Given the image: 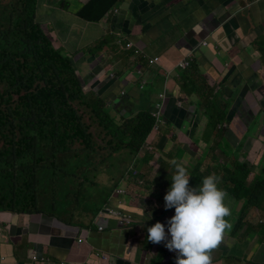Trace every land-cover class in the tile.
Returning <instances> with one entry per match:
<instances>
[{
	"label": "crops",
	"instance_id": "0c3cea01",
	"mask_svg": "<svg viewBox=\"0 0 264 264\" xmlns=\"http://www.w3.org/2000/svg\"><path fill=\"white\" fill-rule=\"evenodd\" d=\"M126 4L127 8L119 12L117 30L125 32V40H132L146 57L161 56V59L165 57L171 63L177 62L182 55L192 57L200 63L202 70L208 71L211 79L218 76L219 82L224 78L228 80L226 89L221 93L222 101L227 97L233 100L235 95L243 94L248 106L255 112L256 128L247 135L240 156L246 158L257 152L251 156L252 161L257 160V166L243 163L252 168V180L260 178L264 181V0H127ZM123 21L138 25L125 28ZM199 37L210 38L213 41L211 49L202 53L192 52L193 45L200 41ZM134 57L133 50L118 47L113 48L110 55L103 54L107 61L111 59L112 64L120 65L116 68L119 69L117 72L114 67L110 69L115 77L123 73ZM220 68L216 76V70ZM133 77V74L129 75L122 84L114 83L115 78L110 84L105 78L102 83L110 86L105 94L115 89L113 93L116 97L121 90L134 88ZM195 78L199 77L191 76V80ZM199 79L204 78L200 76ZM197 91L198 99L190 97L198 110L196 116L201 114L200 110H205L203 104L207 98H212V93H204L202 88ZM137 98L140 96L134 94L129 101ZM190 121L188 115L187 122ZM236 122L240 132L245 134L241 131L245 124L240 117ZM225 139L236 141L237 146L238 142L242 145L241 139L236 138L231 130L225 133ZM96 174L102 175L100 179L105 184L94 181L93 187L98 191L88 208L85 206L68 215L65 208L68 204L62 201L63 204L59 203L56 207L51 198L44 195L49 198L44 199L36 212H0V259H4L3 264H31L34 252L48 259L47 264L68 260L86 264H174L176 253L168 256L158 246L154 249L145 247L147 228L150 223H155L159 213L147 202H141L143 208L133 212L138 227L130 232L118 230L116 221L111 217L104 216L95 224L103 208L108 205L116 208L123 200V195L115 191L116 187L100 191L115 182L108 172L96 171ZM247 201H238L229 195L226 199L231 210L227 219L232 228L219 247L213 250L222 249L217 257L224 259L226 264H264V202L259 207H251L241 217ZM144 208L148 213L142 216L146 211ZM174 214L175 210L161 221L166 226L165 230L167 220ZM242 224L244 226L240 228ZM98 227H103L104 231L99 232ZM254 235L259 238L251 237ZM77 239H84L87 243L77 246ZM96 250L110 259L105 262L95 259L93 252Z\"/></svg>",
	"mask_w": 264,
	"mask_h": 264
},
{
	"label": "trees",
	"instance_id": "16d2710c",
	"mask_svg": "<svg viewBox=\"0 0 264 264\" xmlns=\"http://www.w3.org/2000/svg\"><path fill=\"white\" fill-rule=\"evenodd\" d=\"M123 1L76 0L77 9H80L76 14L85 21H93ZM39 6L40 0H0V177L3 181L14 180L18 184L15 185L12 195L25 190L32 197L48 199L49 194L44 193L48 198L41 194L33 178L39 172L53 173L60 162L68 160V156L81 164L86 161L94 171H106L110 174L108 176L115 180V184L111 182L104 186L100 190L102 192L114 187L115 191L121 189L122 183L127 193L138 185L147 192L160 190L166 195L171 184L170 174H174V167L169 162L181 150L178 137L174 132L163 135L161 140L166 137L174 146L167 154L164 153V148L159 149V145V150L155 149V155L165 156V169L158 168L159 174L152 176L150 171L155 167L152 162L156 158L149 160L154 150L151 157L147 156L144 161L137 160L138 154L147 151V147L152 148L155 140L152 143L151 140L158 136L153 131L155 120L150 112L141 109L131 112L117 110L108 105L104 96L93 93L88 96L83 90L79 70L77 71L72 58L51 48V32L56 30L57 25L54 22L52 25L37 22ZM68 7L69 3L62 1L56 16L69 12ZM47 28L51 31L46 32ZM100 49L95 48L91 56H96ZM153 65L158 71H163L159 72L160 75L166 77L161 65ZM199 66L200 63L195 62L194 69ZM193 74L194 72L188 70L180 80L191 79ZM183 89L184 85L180 87L181 91ZM184 92L186 93L185 90ZM215 95L212 94L211 100L207 98L203 104L206 113L205 129L220 137L221 130L217 127L224 118L226 106L221 107V100ZM123 111L126 113L121 114ZM187 116L183 112L180 121L185 122ZM171 126L175 127L176 124ZM221 140L228 148L226 157L230 161L224 166L225 178L222 179L219 168L213 169L210 163L207 166L199 164L195 172L191 171L189 186L196 187L203 177L214 173L220 177L222 189L234 199L240 201L247 197L252 202L247 206H258L262 200L259 195L264 192V181L257 179L249 187L247 181L251 171L247 163L239 161L240 150L234 148L228 139L223 140V135ZM106 152H125L137 160L139 166L147 164L150 170L141 174L140 168L134 171L119 169L104 160L103 155ZM211 162L218 164L215 158ZM231 163L234 168L230 170L227 167ZM96 171L93 172L95 176ZM2 190L12 192L9 185H5ZM164 196H160L159 200H141L140 204L147 202L152 207L158 206L159 218L164 221L174 211L165 210ZM50 198L56 207L62 203L57 196ZM137 200L130 196L124 199L126 212L133 213L140 208L136 205Z\"/></svg>",
	"mask_w": 264,
	"mask_h": 264
},
{
	"label": "clouds",
	"instance_id": "9594fccd",
	"mask_svg": "<svg viewBox=\"0 0 264 264\" xmlns=\"http://www.w3.org/2000/svg\"><path fill=\"white\" fill-rule=\"evenodd\" d=\"M126 2L127 0H124L123 3L119 2L117 6L111 8L105 15L93 21H85L81 19L85 23L81 24L78 32L84 35L89 41L94 43L96 47L101 48L98 54L104 52L110 55L112 49L116 47L121 50H133L135 57L132 59L131 66L129 64L126 66L125 73L118 74V76L116 75V77L114 75V83L122 84L129 75L133 74V76H135L133 77V84L135 86L134 88H129V90L123 89L120 91L119 95H115L116 97H114L113 93L115 89H111L110 92L105 94V92L109 89L110 86H105V83H102V79L107 71L105 72V74L99 76V74L103 72V69L98 66L99 58L91 61L90 63H86V61L81 59V57L78 55H72L69 58H72L75 67L78 66L77 71L79 70L78 74L82 86L84 83H87L89 81V77L88 75L81 76V64H86L87 67L90 66L88 68L89 70L95 69V72L98 73V75L93 79V81H91V84L95 88L97 86L96 83L100 84L101 88L104 89L100 97L104 96L110 107H115L117 110H125L128 112L137 111L139 109L150 112V115L155 120L153 131L156 135H158L151 140V143L153 140H155V144L152 145V148L147 147V151L150 152V157L152 156V150H154V154L149 161L156 158L152 162L154 163L155 167L151 168L150 174L152 175L153 171L157 169L158 175V168L165 169L163 161H161L163 157L158 154L155 155V149L159 150L164 148L162 144L168 145L170 147L174 146V143L167 140L166 137L161 140L163 135L166 133L174 132V135L178 137L179 144L186 140H190L197 149L201 144L206 143L207 140H211L213 141L212 150H217L223 144L221 136L223 135L224 137L225 133L228 130H231L233 134H235L236 138L239 139L237 133L231 129L229 122L231 120L236 122L237 119L240 117V119L245 124L241 128V131L245 132L246 135H249L256 128L254 124L255 112L252 108L248 106L245 97H243V94L241 93L239 95L240 99L242 100L241 106L238 107L232 105L229 108V106L226 105V112L231 115V119L227 120L226 118H223L222 122L218 124L217 129L224 131L223 133L219 131L221 133L220 137L215 136L209 130L205 129L206 113L204 111L203 114H200L198 118L192 120L198 110L194 108V103L190 100V96H188V94H186L184 90H180V83L185 81H178L177 86L180 87L176 86V92L175 88L171 89L169 87L170 81L176 80L173 75L180 71L186 72L188 70H191L192 72H194V77L198 76L200 78V76H202L204 78L200 79L202 84L199 88H202L204 90V93L212 94H215V92H213V89L217 90L216 98L221 100V93L226 88L224 87V89L221 90L220 87L222 86L223 80L219 82L217 74L219 73L222 67L216 70L217 79H211L208 71L202 70L201 66L194 69L195 60L192 57L182 55L181 58H179L176 62L177 66L171 65L168 67L169 72L162 66L165 70L166 77L160 75L159 72L163 73V71H158L156 66L153 65V63L160 65L162 63V59L158 57H146L143 54V51L138 48V46L132 40H125V32L117 30V18L120 9L122 8L124 10L123 6L127 5ZM79 10L80 9H77L74 12L75 16H77L76 13ZM125 18H127V16ZM122 24H124L123 27L125 28L131 27V23H128L127 21H123ZM57 29L61 28H59L57 25L56 30ZM50 31L51 30L49 28L46 29V32ZM199 39L200 41L193 45L192 52L198 51L202 53L206 50L211 49L213 41L210 38L199 37ZM51 48L54 51L61 53L59 46L54 40H51ZM91 57H94V55L90 56L88 60H90ZM184 60H191V62L189 66L183 68L181 67L180 62ZM205 69L208 70V67H205ZM117 71H119V69H116V72ZM98 76L101 79H99ZM147 76H150V78H147ZM108 81L110 84H113V80H111L110 77L108 78ZM134 94L140 96V98H137L135 100H140L139 105L141 107L134 108L132 104H135V100L131 102L129 101L130 97H132ZM144 94H148L149 100H146ZM183 112L184 116L188 114L191 117L190 123L187 122V119L185 122L180 121V119L183 117ZM174 123L176 124V126H171ZM236 127L237 130H239L238 122H236ZM172 128L173 130H171ZM205 135H210L211 137L206 138ZM196 140L198 142H196ZM231 143H233V147L236 148L237 144H235L234 142ZM158 145L159 149L157 148ZM179 153H183L182 158L176 157V155ZM177 154L175 155L174 159L169 162L174 167V174H170L172 175L170 179L171 184L167 190L166 195L164 191L154 190L152 192H147L144 188H139L147 194L157 192L158 195L155 198L139 196L133 197L131 192L134 190H132L130 193H127L122 187L121 183V189H118V191L123 195V200L119 202L117 206H115L116 208H112L114 207L112 205H108V207L103 208L102 211L99 213V218L95 221V224H97V222L104 216L107 218L111 217L113 220L116 221L118 225V230L130 232L137 228L138 225H136L134 221L135 214L126 212L127 208L126 206H124V199L128 196L134 199H138L136 201V205L140 208H143L140 204L141 200H159L160 196L165 195V210L174 209L175 214L167 220V232L165 230V224L161 222H156L152 226L148 227L147 240L153 244H158L157 246L161 248L162 251L165 252L168 256H172L171 252H175L176 256L174 259V264H224V259L217 257V255L222 252V249H218L215 252H213V250L219 247L226 233L229 232L232 228V224L227 219V217L231 215V210L228 204L226 203L228 195H231L218 186L220 177H218L214 173L203 177L196 187H190L189 180L191 171L193 170L191 168V164L196 162L197 160L194 161L193 158L190 156L191 158L187 161V164H184L182 163V160L187 156V153L180 150L177 152ZM139 156L140 154H138L137 159H139ZM145 159L142 160L144 161ZM158 159H160V162H157ZM198 165L199 164H197L195 167H197ZM212 165L213 169H218L220 167L219 164L215 165L213 163ZM130 171L133 170L131 169ZM250 184H253V182ZM2 194H7V192L5 190L3 191L0 188V212L12 213L14 210L16 212H36V209H40V206L42 205L40 204L41 198L32 197L31 194H29L25 190L12 196L14 198L19 199L20 203L23 204L27 208V210L20 208L19 204L12 202L8 203L6 198L2 197ZM259 197L263 200L264 192L263 194L259 195ZM245 199L248 200L247 197ZM262 200L258 206H247V204L252 203L251 200H248L243 212L241 213V217H243L245 212L251 207L256 208L261 206V204L264 202V200ZM144 209L146 211H144L143 209L141 210L144 211V214L142 216H144L147 212V209ZM152 209L159 211V213L157 214V216L159 217V207H152ZM240 222L241 221L239 220L238 224ZM243 226L244 224L240 225V228ZM98 231L102 232L104 231V228L98 227ZM78 241L79 240H77V246L80 245L78 244ZM86 243L87 242L83 239V243L81 245ZM164 246L170 252L165 250ZM93 255L95 259H102V261L104 262L110 259L109 256H105L104 254H101L98 251L93 252ZM48 262V259L42 258L40 254L37 255L36 252L33 253L31 264H47ZM114 262L116 263L118 261ZM3 263L4 259L1 258L0 264ZM59 263L80 264L83 262L80 261L79 263H76L74 261L68 260L60 261Z\"/></svg>",
	"mask_w": 264,
	"mask_h": 264
},
{
	"label": "rangeland",
	"instance_id": "374dc122",
	"mask_svg": "<svg viewBox=\"0 0 264 264\" xmlns=\"http://www.w3.org/2000/svg\"><path fill=\"white\" fill-rule=\"evenodd\" d=\"M62 1L64 0H40V6L37 10V22L49 23V24L51 23V25L54 22L55 25H58V27L61 28V29L53 30L51 32V35L53 36V40L57 43V45L59 46L61 50V53H60L61 55H64L67 57H71L72 55H78L81 57V59L85 60L86 63H90L91 61L97 58H101L102 60L99 61L98 66L103 69V72H104L103 74H105V72L107 71L102 80H104L105 78H109V77L111 80H114V75H112V71H110V69L114 67L115 68L114 70L116 71V68H120V65L112 64L111 59H109V61L104 59L103 58L104 52H101L99 54L97 53L96 56L88 60V58L94 53L95 48L97 47L94 43L89 41L84 35L78 32L81 24L85 22L81 20L80 16L74 15V12L77 10V7H78L76 0H65L66 2L69 3L68 8L70 9V11L56 16V14L61 8ZM84 1L86 0H82V2ZM123 8L125 10L127 6L124 5ZM120 12L122 13V8L120 9ZM135 25H138V24L131 23V27ZM160 57L161 56H158V58ZM131 63H132V60L129 61L128 64L131 66ZM160 65L163 66L168 72H169V69H168L169 66L171 65L177 66L176 62L171 63L170 61H166L165 57H162V63ZM89 67H87L86 64L85 65L81 64V67H80V69H82L81 76L88 75L89 77V81L87 83H84L82 86L83 90L85 93H87L88 96H90L91 93H93L96 96H100L102 95V91L104 89L101 88L99 83H96L97 85L96 88L93 87V85L91 84V81H93V79L98 75V73L95 72V69L89 70L88 69ZM205 67H207V65ZM76 69H78V66H76ZM125 72L126 70L123 71V73ZM184 73L185 71H180L174 74L173 77L177 81L181 82L182 80L180 79H182ZM147 78H150V76H147ZM176 80L170 81L169 87L171 89L177 86ZM180 85H181V88L184 85L183 90H185L188 96H190L191 98L198 99L200 97L197 91L199 90V87H201L199 78H195L194 80L187 79L185 82H181ZM227 85H228V80L224 78L222 82V86L220 87L221 90L224 89V87H226ZM213 92H215L216 94L217 90L213 89ZM144 96L146 97V100H149L148 94H144ZM139 102L140 100H136L135 104H132L133 107L134 108L141 107L139 105ZM219 103L221 107L223 106V104L224 106L226 105L229 106V108L232 105L239 107L241 106L242 100L240 99L239 96L235 95L233 100H231L230 98H226L224 101H219ZM200 111H201V114H203L204 110H200ZM199 115L200 113H198L197 116L194 115L192 120L198 118ZM224 118H226L227 120H230L231 115L228 112H226L224 115ZM229 125L231 129L238 134L242 142V145L240 146V143H239V145L236 146V148H238L239 150H242L245 146L244 143L246 142L245 139H247V135L242 134L239 130H237L235 121L231 120L229 122ZM252 138L254 140L256 139L253 136ZM196 142L198 141L196 140ZM234 143L237 144L236 141H234ZM163 146H164V153L166 154L169 153L171 147L168 145H163ZM212 148H213V141L211 140H207L206 143L201 144L198 147V149L193 145V143L190 140L181 142L180 149L187 153V156L182 160V163L187 164V161L191 157L193 158L194 161L197 160L196 162L191 164V168L195 172L196 170L195 166L197 164H200L202 166H207L210 163L212 165L213 163L211 162V159L215 158L218 160V164L220 163L219 164L220 165L219 176L223 179V177L225 178L224 166L228 165V163L230 162L228 157H226V154L228 153V148L224 144H222V146L219 147L217 150L216 149L212 150ZM256 154L257 152H253L251 156L256 155ZM263 154H264V149L262 151V155ZM149 155H150L149 151H143V153L140 154L139 159L140 160L145 159ZM103 156H104V160L107 163L115 167H118L119 169H122V170L130 171L132 169L134 171L135 169L140 168L141 174H144L150 170V167L147 164H144L143 166H139L136 163L138 159L134 160L131 156L127 155V153L125 152L120 153V154H110L106 152L104 153ZM177 156L178 158H182L183 154H178ZM251 156H246V158H243V157L241 158L240 156L239 161L241 162L242 160L244 162H249L250 164L257 166L256 165L257 160L252 161ZM67 159L68 160L66 161L60 162L61 164L57 166L58 168L54 170L53 173H51L50 171L37 173L36 176L33 178V182L35 186L39 189L41 194L48 193L50 197L57 196L61 201H63V203L68 204L65 208H66L67 214L69 215L72 212L80 211L85 206L88 208L89 202L93 198L94 194L97 193V188L95 189L93 187L94 181L96 183H99L100 185H104L105 183L101 182L102 179H100V177L102 175H98V174L96 176L95 174L93 175V172H95L96 170L94 171L93 168H91L86 161L83 162V164H81L77 161H73L74 158L72 156H68ZM164 160H165V156L163 157L161 161L164 162ZM157 162H160V159H158ZM232 163L227 167L230 170L234 168V165ZM164 167H165V164H164ZM250 169L252 170L251 167ZM156 175H157V169L153 171L152 176H156ZM254 181L255 180H252V175H251L248 178L247 183L250 184ZM220 182H221V179L219 181L218 186L222 189V184H220ZM5 185L6 186L9 185L12 188V192L11 193L7 192V194H2V197L6 198L8 203L12 202V203L19 204L20 208L27 210V208L23 204L20 203L19 199L14 198L12 196V194L15 191V185L18 186V184L14 180L3 181V179L0 177V187L3 189ZM161 186H164V184H162ZM139 188H142V187L136 185L131 188V190H134L131 192L133 197L139 196V197L155 198L158 195L157 192L147 194L142 189H139ZM245 198L246 197H243V199ZM43 201L44 199L41 200L40 204H42ZM156 222H161V218L156 216L155 223ZM153 224L154 223H150V226H152ZM251 237H255L256 240L259 238V236H256V235L251 236ZM157 245L158 244H153L149 242L146 237V244H145L146 248L154 249ZM164 249L169 251L165 246H164ZM171 253L173 254L175 252H171Z\"/></svg>",
	"mask_w": 264,
	"mask_h": 264
},
{
	"label": "built area",
	"instance_id": "2783aa9c",
	"mask_svg": "<svg viewBox=\"0 0 264 264\" xmlns=\"http://www.w3.org/2000/svg\"><path fill=\"white\" fill-rule=\"evenodd\" d=\"M190 62H191V60H189V61H187V60H184V61H182V62H180V65H181V67H187V66H189L190 65ZM83 243V239H79V241H78V244H82Z\"/></svg>",
	"mask_w": 264,
	"mask_h": 264
}]
</instances>
